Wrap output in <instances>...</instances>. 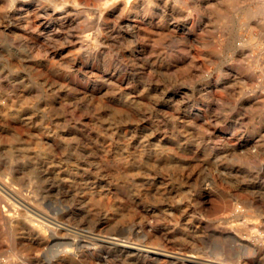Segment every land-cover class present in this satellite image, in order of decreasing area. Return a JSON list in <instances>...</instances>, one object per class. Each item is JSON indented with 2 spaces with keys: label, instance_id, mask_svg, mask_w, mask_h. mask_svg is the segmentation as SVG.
Returning <instances> with one entry per match:
<instances>
[{
  "label": "rangeland",
  "instance_id": "1",
  "mask_svg": "<svg viewBox=\"0 0 264 264\" xmlns=\"http://www.w3.org/2000/svg\"><path fill=\"white\" fill-rule=\"evenodd\" d=\"M126 2L0 0V175L99 237L264 264V70L228 41L262 4ZM95 249V264H187Z\"/></svg>",
  "mask_w": 264,
  "mask_h": 264
},
{
  "label": "bare ground",
  "instance_id": "2",
  "mask_svg": "<svg viewBox=\"0 0 264 264\" xmlns=\"http://www.w3.org/2000/svg\"><path fill=\"white\" fill-rule=\"evenodd\" d=\"M252 1L260 2L262 4L261 8L264 10V0ZM132 5L131 0H127L125 8L129 9ZM112 8H115V5L112 6ZM234 10L236 11V9ZM245 10L248 18L244 22H240L238 27L239 29H247L248 32H250V38L248 37L247 39L243 34L235 32L232 39L230 38L231 40L228 41H230V45L240 51V53H249L251 55L249 58H251L253 62H256V64L258 63L261 67V69H259L262 71L264 70V56L262 55L264 41L259 39V35L255 33V29L259 27L264 31V16H257L261 12L255 11L250 7H247ZM216 11L219 13L221 12L219 9H216ZM215 41L216 40H214L210 44V48H208V59L210 61L224 52V49L220 45L223 44V46H225L228 44L224 39L222 42L218 40L219 43ZM194 62L195 61H191L189 65L193 66ZM253 62L249 65L240 64V67L243 69L252 71L250 72L251 80H255L257 78L256 74L261 72H257V70L253 69ZM220 77L221 75L217 76V81ZM217 81L214 87L219 86ZM250 95L256 100V103L259 104L264 102L263 93H258L254 96L252 94ZM209 97L211 99L216 98L213 90L210 91ZM47 171L49 172V170ZM6 178H2L0 175V226L2 223L8 226V230H1L0 228V264H95L94 259L97 255L95 248L98 242L118 244L123 247V251L126 249L147 254L165 255L186 262L187 264H227L212 258L198 257L191 253H168L163 249H159V247L151 248L129 242L125 243L123 242L124 240L121 242L116 240L115 237L105 238L102 237L103 235L99 237L90 230L83 231L79 227L63 219L67 216L64 206H60L57 203L56 205L53 203L54 201L46 197H43L44 200L39 202L36 199L32 200L15 185L14 179ZM228 202L226 201V203ZM18 233H21V236H17ZM6 236L12 239L10 241H13V245L9 246L4 244L3 238ZM23 246L28 247V250H25ZM249 249L250 248L247 247V250Z\"/></svg>",
  "mask_w": 264,
  "mask_h": 264
}]
</instances>
